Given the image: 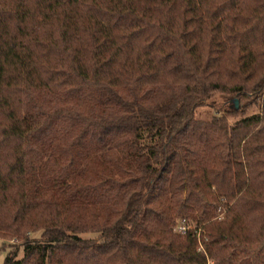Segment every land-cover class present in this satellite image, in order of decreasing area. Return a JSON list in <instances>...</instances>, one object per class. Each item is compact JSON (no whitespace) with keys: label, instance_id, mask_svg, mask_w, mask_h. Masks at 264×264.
<instances>
[{"label":"trees","instance_id":"1","mask_svg":"<svg viewBox=\"0 0 264 264\" xmlns=\"http://www.w3.org/2000/svg\"><path fill=\"white\" fill-rule=\"evenodd\" d=\"M0 239L264 264V0H0Z\"/></svg>","mask_w":264,"mask_h":264},{"label":"rangeland","instance_id":"2","mask_svg":"<svg viewBox=\"0 0 264 264\" xmlns=\"http://www.w3.org/2000/svg\"><path fill=\"white\" fill-rule=\"evenodd\" d=\"M220 102H221L220 100H217L215 103V106H213V108H215V107L217 108V106L220 105ZM259 105H260V101L255 103V104L246 106L245 108L238 111L237 114H235L233 116H228L227 117L228 122L230 124H233L243 117H248V116L256 113L259 109ZM210 110L211 109H205L202 111H203V113L207 112V111H208L207 113H209ZM39 237H40L39 234H35V235L31 236V238H34V239H39ZM84 237H89V236H84ZM6 255L7 256H14L15 260L22 259L23 258V248L21 246V243L15 239H10V240L0 239V264L3 263V260L5 259Z\"/></svg>","mask_w":264,"mask_h":264},{"label":"water","instance_id":"3","mask_svg":"<svg viewBox=\"0 0 264 264\" xmlns=\"http://www.w3.org/2000/svg\"><path fill=\"white\" fill-rule=\"evenodd\" d=\"M233 109L237 110L238 109V101L237 100H233Z\"/></svg>","mask_w":264,"mask_h":264},{"label":"built area","instance_id":"4","mask_svg":"<svg viewBox=\"0 0 264 264\" xmlns=\"http://www.w3.org/2000/svg\"><path fill=\"white\" fill-rule=\"evenodd\" d=\"M183 230H184L183 227L178 228V231H179V232H180V231H183Z\"/></svg>","mask_w":264,"mask_h":264}]
</instances>
